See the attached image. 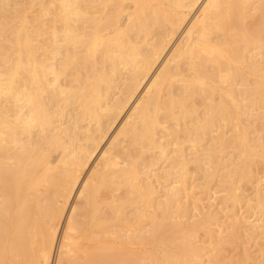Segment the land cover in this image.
<instances>
[{
    "label": "bare ground",
    "instance_id": "1",
    "mask_svg": "<svg viewBox=\"0 0 264 264\" xmlns=\"http://www.w3.org/2000/svg\"><path fill=\"white\" fill-rule=\"evenodd\" d=\"M258 109L264 0H0V264L216 263L188 164L238 202ZM257 197L218 242L264 236Z\"/></svg>",
    "mask_w": 264,
    "mask_h": 264
},
{
    "label": "rangeland",
    "instance_id": "2",
    "mask_svg": "<svg viewBox=\"0 0 264 264\" xmlns=\"http://www.w3.org/2000/svg\"><path fill=\"white\" fill-rule=\"evenodd\" d=\"M253 112L254 115H250V111L242 115V120L249 130L250 142H256L257 145H260L261 142H264V111L258 109ZM258 113H260L259 116H257ZM233 132V129L228 128L227 136H231ZM212 134L216 135L217 131H214ZM134 153L138 154L139 149L136 148ZM148 156L150 159L152 158L150 154ZM231 156L235 160H239V154L230 150V153L225 156L223 162L226 163V160ZM256 166L257 170L252 177L244 180L235 179L236 184L241 187L235 191L237 194L236 198L239 201L233 202L232 200H224L229 192V188L225 191H220V189H223L220 179H226L224 174L227 168L224 165L218 167L220 168L219 171L212 166L209 172H214V177L208 181L203 177V171L197 167L194 161L188 164L192 178L189 179L190 182L188 181V184L186 183L187 185L185 184V187L187 186V191L190 193V196H185L183 193L181 195V201L187 204L191 216L196 215L194 218L209 213L217 216L216 220H213L208 227L198 231L196 241L201 246L210 247L211 249L214 246V249L208 253L210 259L214 260L216 258V263L213 264H260L264 262L256 261V258L264 260V256H262V253H264V236L262 234H258L257 236L247 235L243 229L232 240L218 242L219 239L217 238L219 236L220 224L224 220H227V217L230 218L232 212L235 213L236 217L244 219V226H249V221L255 218V213L258 212V208H252V204L257 200L258 195L264 196V162L259 157L256 158ZM212 191H214V194ZM230 193H233V191ZM249 198L253 199L252 203H248ZM132 212L130 210L129 214ZM190 218L193 219V217ZM247 219L249 221H246ZM244 228L246 229L247 227ZM223 236L226 237V233ZM211 243L212 246H210ZM205 259H207V256H205ZM205 264H208V262L206 261Z\"/></svg>",
    "mask_w": 264,
    "mask_h": 264
}]
</instances>
